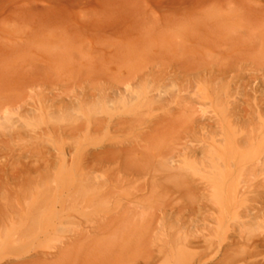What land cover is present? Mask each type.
I'll return each instance as SVG.
<instances>
[{"label":"rangeland","instance_id":"374dc122","mask_svg":"<svg viewBox=\"0 0 264 264\" xmlns=\"http://www.w3.org/2000/svg\"><path fill=\"white\" fill-rule=\"evenodd\" d=\"M0 103V264H264V0H0Z\"/></svg>","mask_w":264,"mask_h":264},{"label":"bare ground","instance_id":"6f19581e","mask_svg":"<svg viewBox=\"0 0 264 264\" xmlns=\"http://www.w3.org/2000/svg\"><path fill=\"white\" fill-rule=\"evenodd\" d=\"M159 55V54H158ZM144 71V70H143ZM138 73V72H137ZM153 73H156L153 71ZM135 74V73H134ZM133 74V75H134ZM137 75V78H138V74ZM135 76V75H134ZM132 77L131 78H135V77ZM130 78V79H131ZM136 78V79H137ZM170 78V77H169ZM168 78V79H169ZM139 80V78L137 79ZM170 80V79H169ZM130 81V80H129ZM134 81V79H133ZM132 82V81H131ZM137 82V81H136ZM167 82V81H166ZM135 83V81L133 82V84ZM140 83V82H139ZM163 83V82H162ZM161 83V84H162ZM151 84V83H150ZM160 84V83H159ZM168 84V83H167ZM167 84H163L162 87H164L165 85L167 86ZM153 85H156V84H153ZM150 86V85H148ZM169 86V84H168ZM151 87L153 88V86L151 85ZM161 86L159 87V90L160 88H162ZM158 88V86L156 87ZM155 87L152 89L154 90ZM151 90V89H150ZM159 90L157 92H159ZM148 87H147V92H148ZM156 91V89H155ZM152 92V91H151ZM164 92V91H163ZM143 93V92H142ZM171 93V92H170ZM160 93H158L159 95ZM175 94V93H174ZM150 95V94H149ZM156 95V93H155ZM156 95V96H158ZM163 95V94H162ZM161 95V96H162ZM144 96V94H143ZM146 96H148L146 94ZM7 97V96H6ZM23 98V96H21ZM25 97V95H24ZM160 97V96H158ZM153 98V96H152ZM16 99V98H15ZM21 99V98H20ZM155 99V98H154ZM164 99V98H163ZM167 99V98H166ZM165 99V100H166ZM25 100V99H24ZM170 100V99H169ZM3 101V100H2ZM9 101V100H8ZM16 101V100H15ZM14 101V103H15ZM23 100H21L22 102ZM18 102V101H16ZM181 102V101H180ZM3 103V102H2ZM7 103V102H6ZM12 103V102H11ZM10 103V104H11ZM20 103V102H19ZM131 103V102H130ZM167 103V102H166ZM169 103V102H168ZM177 103V102H175ZM1 104V103H0ZM8 104V103H7ZM13 104V103H12ZM23 104H25L23 102ZM123 104V103H122ZM129 104V102H128ZM174 105V104H173ZM176 105V104H175ZM23 106V105H22ZM21 106V107H22ZM127 106V105H126ZM163 106H164V103H163ZM172 106V105H170ZM14 107V106H13ZM26 107V106H25ZM20 108V107H19ZM174 108V107H173ZM23 109V108H22ZM170 109V108H169ZM176 109V108H174ZM173 109V110H174ZM172 110V109H171ZM172 110V111H173ZM260 110V109H259ZM171 111V112H172ZM176 112V111H175ZM253 112V111H252ZM182 113V112H181ZM179 114V113H177ZM257 115V114H256ZM262 115V114H261ZM169 116V115H168ZM258 116V115H257ZM164 118V117H163ZM166 118V117H165ZM178 118V117H177ZM165 120V119H164ZM172 120V119H171ZM179 120V119H178ZM258 120V119H257ZM175 121V119H174ZM238 121V120H237ZM259 121V120H258ZM162 122V121H161ZM169 122V121H167ZM182 122V121H181ZM238 123V122H237ZM165 124V123H164ZM161 125V123H160ZM242 125V124H241ZM240 125V127H241ZM248 125V124H247ZM175 126V125H174ZM181 126V125H180ZM254 126V125H253ZM167 127V126H166ZM244 127V125H243ZM242 127V128H243ZM185 128V127H184ZM247 128V127H246ZM255 128V127H254ZM166 130L168 128H165ZM176 129V128H175ZM172 130V129H171ZM177 130V129H176ZM180 130V129H179ZM253 131V129H251ZM251 130H249V133H250V136L252 137V134H251ZM169 131V130H168ZM241 131V130H240ZM244 131V130H242ZM241 131V132H242ZM238 132V131H237ZM247 134H248V130H246ZM177 133V132H176ZM239 133V132H238ZM258 133V134H257ZM257 135L258 137L262 135V133L260 131L257 130ZM166 134V133H165ZM169 135V133H168ZM162 136V135H161ZM172 136V135H171ZM176 136V135H174ZM180 136V135H179ZM225 137V136H224ZM241 137V136H240ZM185 138V137H184ZM223 138V137H222ZM239 138V137H238ZM241 139H243V142L246 144H249L250 143V140H249V137L248 136H243L242 138H240V141H242ZM176 140V139H175ZM184 140V139H182ZM257 140V138L255 139ZM167 141V140H166ZM180 141V140H179ZM218 141V140H217ZM220 141V139H219ZM218 141V142H219ZM224 141V139H223ZM221 141V142H223ZM226 141V140H225ZM168 142V141H167ZM183 142V141H181ZM217 142V143H218ZM158 144V143H157ZM162 144V143H161ZM223 144V143H222ZM246 144V146H248ZM218 145V144H217ZM169 146V145H168ZM171 146V145H170ZM178 146V145H177ZM173 147V145H172ZM224 147V146H221V148ZM226 147V145H225ZM224 147V148H225ZM176 148V146H175ZM243 148V147H242ZM178 148H176L177 150ZM180 149V148H179ZM213 149V148H212ZM210 150V149H209ZM178 151V150H177ZM213 152V151H212ZM215 152V151H214ZM173 153H175L177 155V152H175V149L173 150ZM172 153V154H173ZM170 155V154H169ZM175 155V156H176ZM204 155V154H203ZM211 155V154H210ZM209 155V156H210ZM214 155V154H213ZM149 156V155H148ZM216 156V155H214ZM173 155L171 156L170 159H172ZM213 157V156H212ZM218 156H216L217 158ZM175 158V157H173ZM209 158V157H208ZM211 158V156H210ZM219 158V157H218ZM147 159V158H146ZM174 160V159H173ZM208 160V159H207ZM218 160V159H217ZM216 160V161H217ZM232 163H233V159H231ZM165 161H167V159L165 158ZM213 161V160H212ZM215 161V160H214ZM220 161H222L220 159ZM208 162H211L210 159ZM163 163V162H162ZM167 163H170V162H167ZM166 163V165L168 166V164ZM221 163V162H220ZM220 163H219V160L217 162V164H219L218 166L220 167ZM231 163V164H232ZM165 165V163H163ZM162 164V165H163ZM212 165V163H210ZM217 164H214L217 166ZM234 164L236 165H239L238 167L241 168V177H238L236 179H234L235 181L233 182L234 183V188H233V193L230 194V198L228 199L230 202H231V205H232V208H233V211H234V214H235V221L233 222L234 223V231L232 232L233 235H228V239L229 241L227 242V245H226V248L229 249L231 248L236 242H244V243H247V244H254V245H257L259 242H261L262 240H264V236L263 237H259V238H255L253 236H244V231L242 230V227L245 225L244 221H242L243 218H248V220H253L254 218L258 217L259 215H261L262 211H264V148L261 147V146H253L251 148V150H249V152H246V153H239L238 156H236V159L234 160ZM161 165V163H160ZM217 166V167H218ZM235 167V165H233ZM166 167V166H165ZM214 167V166H213ZM225 167V166H224ZM215 168V167H214ZM216 169H219V168H216ZM221 167H220V174L218 175H221L223 173H221ZM235 169V168H234ZM224 171V170H222ZM212 171H210V174H211ZM226 171H224L225 173ZM217 174V173H215ZM18 175V174H17ZM212 175H214V172L212 173ZM223 175H221L222 177ZM229 176V175H228ZM208 178V177H207ZM229 181V180H228ZM39 209V208H37ZM50 223V222H49ZM48 223V224H49ZM50 225V224H49ZM210 227V226H209ZM211 228V227H210ZM263 233V232H262ZM34 251V250H33ZM27 255V254H26ZM31 255V254H30Z\"/></svg>","mask_w":264,"mask_h":264}]
</instances>
